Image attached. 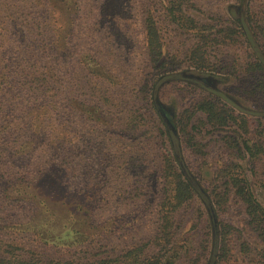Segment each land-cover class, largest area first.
Here are the masks:
<instances>
[{"label":"rangeland","instance_id":"rangeland-1","mask_svg":"<svg viewBox=\"0 0 264 264\" xmlns=\"http://www.w3.org/2000/svg\"><path fill=\"white\" fill-rule=\"evenodd\" d=\"M59 1L0 0L19 17L0 25V264L131 247L159 264H264V220L234 186L264 209V0H181L183 23L170 0H76L67 16ZM209 98L239 125H211ZM166 159L192 189L175 207ZM81 216L108 228L92 250L59 241Z\"/></svg>","mask_w":264,"mask_h":264},{"label":"trees","instance_id":"trees-1","mask_svg":"<svg viewBox=\"0 0 264 264\" xmlns=\"http://www.w3.org/2000/svg\"><path fill=\"white\" fill-rule=\"evenodd\" d=\"M49 7L51 8H60L61 1L59 0H44ZM65 15L68 12H72V14H75V12L78 9L77 1L76 0H66L65 3ZM168 16L171 18L180 21L183 23L185 20L183 19L182 9H181V0H170L169 6L167 7ZM67 16V15H66ZM10 14L4 18L0 17V25L3 26L2 29L5 28L4 22L5 19H11L14 20V24H16L15 19H19V17H14L13 19L10 18ZM70 17V16H68ZM145 39L146 43L150 47V51L152 52V47L157 46L158 44V32H157V26L155 22L152 20V17L150 14H148L145 18ZM1 30V29H0ZM0 59H1V53H0ZM8 79V75L5 74L3 67L0 68V86L3 82H5ZM1 88V87H0ZM263 91H264V85H263ZM197 109L205 113L207 121L211 125H224L227 123V120L232 121L233 123L238 124L236 116L234 115L233 110L229 109L225 104L219 102V100L214 98L204 99L200 101L197 104ZM243 119V117H241ZM247 148V146H245ZM165 172L164 177L166 178L167 182L170 184V190H171V197H170V206L175 207V205L180 204L182 201H184L186 198L191 196L192 189L190 185L182 178V175L177 172V170L173 167L172 162L168 161V159L165 160ZM236 187L235 194L240 197V199L244 202L246 206L247 214H250L253 216H256L258 220H264V209L263 207L255 201V198L253 197L252 193L245 188L244 186L234 184ZM84 215L88 214V212H83ZM73 225L70 229H68V234L63 237V239L59 238V241H65L67 239V236L71 233L79 235L82 240L75 243H85V247L93 249L91 243L94 241V236H96L99 233V229H101L103 232L105 229H108L103 224L99 225L97 223L92 224L90 218L82 217L78 219L73 220ZM75 225V226H74ZM77 227V228H75ZM81 230V231H80ZM100 232V233H101ZM159 238L163 237V230H160ZM74 236V235H73ZM89 254V252H87ZM95 254H114L111 256L106 257H99L94 260L95 264H159V258L158 256H151L150 258H141L138 254H142V248L139 247H131L124 250H121L119 252H109L101 253L96 252ZM78 264V263H77ZM80 264V263H79ZM86 264V263H84Z\"/></svg>","mask_w":264,"mask_h":264}]
</instances>
